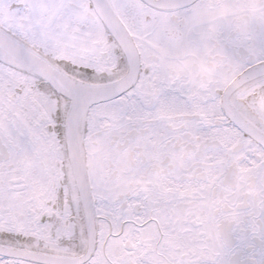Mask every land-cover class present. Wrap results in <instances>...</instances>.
<instances>
[{"label":"snow or ice","instance_id":"snow-or-ice-1","mask_svg":"<svg viewBox=\"0 0 264 264\" xmlns=\"http://www.w3.org/2000/svg\"><path fill=\"white\" fill-rule=\"evenodd\" d=\"M0 264H264V0H0Z\"/></svg>","mask_w":264,"mask_h":264}]
</instances>
